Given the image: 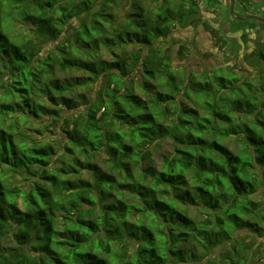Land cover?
<instances>
[{
	"label": "trees",
	"instance_id": "obj_1",
	"mask_svg": "<svg viewBox=\"0 0 264 264\" xmlns=\"http://www.w3.org/2000/svg\"><path fill=\"white\" fill-rule=\"evenodd\" d=\"M111 1L0 0V264H252L243 234L264 236L253 198L264 189V41L257 83L235 67L187 71L161 43L198 20L194 1L149 0L152 12L134 0L113 25ZM41 90L57 109L36 101ZM79 99L57 147L10 120Z\"/></svg>",
	"mask_w": 264,
	"mask_h": 264
},
{
	"label": "rangeland",
	"instance_id": "obj_2",
	"mask_svg": "<svg viewBox=\"0 0 264 264\" xmlns=\"http://www.w3.org/2000/svg\"><path fill=\"white\" fill-rule=\"evenodd\" d=\"M134 0H112L109 3L107 10L114 15L115 21L112 22V25L117 23L118 18H122L123 15L126 14L130 3ZM136 1V0H135ZM194 1L196 3L198 20L194 21L193 24L187 25L185 27H179V25L173 26V33L170 35L166 42H162L161 46L169 52L173 53V64L177 67H183L187 71H201L203 67L211 68L221 66L223 69H227V67H235V70L244 76L245 80L250 81L252 83H257L262 75H260L259 67L256 66L255 60L253 57V49L243 48L239 49V45L237 44V38H235L234 34V26L236 27L237 22L230 19L226 13V9L228 7V0H172V5L180 4L181 2L186 3V5L190 4V2ZM138 2H142L144 5H151V11H155L156 4L149 2V0H139ZM238 6H236L237 8ZM236 11V10H235ZM235 14H238L236 11ZM200 19V20H199ZM72 24H77L75 19L71 20ZM110 26V25H109ZM211 26L213 29H217V33L225 39L224 44L220 47L216 45L221 43L220 41L215 40L211 36ZM212 29V31H213ZM225 31V32H224ZM64 34L55 41H51L49 43L44 44V48L42 50V54H47L51 51L54 45L57 42H60L63 38ZM264 37V27H258L256 32H254L250 38V41H256L258 38ZM214 41H217V44H214ZM183 45L184 54L181 58H178V50L179 47ZM249 45V44H248ZM252 46V44H250ZM222 48V49H220ZM222 52H221V51ZM103 57L108 60L112 59L111 54L104 53L102 49ZM245 56L247 62H245L242 58ZM69 74L59 72L60 76L66 77ZM73 76L81 77L85 76L84 73H71ZM134 89L137 93H139L142 97H144L143 91L138 86V83L134 84ZM151 89V86H149ZM92 88L88 87L87 89L79 87L77 92H82L85 94V98H90L92 93ZM76 92V93H77ZM3 93V90H0V95ZM6 99V97H4ZM38 103H42L46 105L48 108L57 109L58 106L54 104V102L47 97V92L45 90H41L38 92V96L35 98ZM83 99H79V106L72 110L61 109L57 114H41L39 119H36L32 122L28 116L26 117H18L17 114H11L10 120L14 119L19 121V129L20 131H25L23 136L27 140H31L32 137H35L36 140L43 139L46 142L55 143L56 147L60 144L64 143L63 132L60 130V124L64 120V116H69L74 118L78 113L82 111V103L80 102ZM37 103V102H36ZM70 118V119H71ZM56 119V120H54ZM38 120V122H37ZM40 121L45 122L42 124ZM31 123V124H30ZM37 129V131L33 130ZM230 143H235V140L230 141ZM170 149V145L168 142L161 143V150L158 151L155 157L159 156V153H165ZM14 183H16L14 181ZM255 200H264V189L259 187V189L254 193ZM18 204L21 206V201L19 199ZM246 241L253 245L254 251L251 255V263L252 264H264V236H256L255 242L246 235ZM3 245H11V241L8 238L2 240Z\"/></svg>",
	"mask_w": 264,
	"mask_h": 264
},
{
	"label": "flooded vegetation",
	"instance_id": "obj_3",
	"mask_svg": "<svg viewBox=\"0 0 264 264\" xmlns=\"http://www.w3.org/2000/svg\"><path fill=\"white\" fill-rule=\"evenodd\" d=\"M236 6H238L236 8ZM229 8V0L228 7L226 9V13L229 18L236 21V27L234 26V34L235 38H237L239 49L249 48V49H257L259 44L264 41V37L258 38L256 41H250V38L254 32L258 29V27H264V22L255 19L248 18L245 20H237L234 19L228 11ZM234 14L236 11L238 14H235L237 17H245V16H258L264 19V0H234L233 6ZM236 10V11H235ZM180 27V26H179ZM214 27L211 26L212 30ZM213 31H217V29H213ZM225 32V31H224ZM249 44V45H248ZM252 44V46H250Z\"/></svg>",
	"mask_w": 264,
	"mask_h": 264
},
{
	"label": "water",
	"instance_id": "obj_4",
	"mask_svg": "<svg viewBox=\"0 0 264 264\" xmlns=\"http://www.w3.org/2000/svg\"><path fill=\"white\" fill-rule=\"evenodd\" d=\"M233 6H234V0H229V8H228V11H229V14L234 18V19H237V20H245V19H248V18H255V19H258L262 22H264V19L261 18V17H258V16H245V17H237L235 16L234 14V10H233Z\"/></svg>",
	"mask_w": 264,
	"mask_h": 264
}]
</instances>
